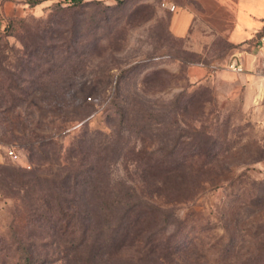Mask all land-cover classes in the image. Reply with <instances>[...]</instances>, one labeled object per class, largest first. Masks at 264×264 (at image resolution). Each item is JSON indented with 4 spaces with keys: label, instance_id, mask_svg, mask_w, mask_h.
<instances>
[{
    "label": "rangeland",
    "instance_id": "374dc122",
    "mask_svg": "<svg viewBox=\"0 0 264 264\" xmlns=\"http://www.w3.org/2000/svg\"><path fill=\"white\" fill-rule=\"evenodd\" d=\"M27 1L0 24V264H79L57 202L143 213L91 264H264V41L235 72L225 0Z\"/></svg>",
    "mask_w": 264,
    "mask_h": 264
},
{
    "label": "crops",
    "instance_id": "0c3cea01",
    "mask_svg": "<svg viewBox=\"0 0 264 264\" xmlns=\"http://www.w3.org/2000/svg\"><path fill=\"white\" fill-rule=\"evenodd\" d=\"M14 1L18 0L3 1L2 10L5 20L11 13L18 11V6H15ZM223 3L234 14V19L230 30L226 34V38L230 43L241 47L237 54L236 62L242 65L243 70L248 71L254 67L257 59L253 52L254 46L252 47V45L264 38V0H225ZM194 15L188 8H181L180 11L173 15L171 32L174 37L186 39L188 43H191L196 34V28L192 32ZM2 23H4V20ZM247 47H250V49L248 50ZM194 51L198 52L199 50L195 49ZM244 75L248 76V74Z\"/></svg>",
    "mask_w": 264,
    "mask_h": 264
},
{
    "label": "trees",
    "instance_id": "16d2710c",
    "mask_svg": "<svg viewBox=\"0 0 264 264\" xmlns=\"http://www.w3.org/2000/svg\"><path fill=\"white\" fill-rule=\"evenodd\" d=\"M44 1L47 0H28V4L30 6H36ZM73 2L74 5H79L83 0H68ZM119 3L123 2L124 0H115ZM94 169H92V172ZM98 172L96 171V174ZM76 202H74L75 204ZM81 203V202H80ZM71 204H61V206L56 204V211L62 214L63 216V222L65 223L64 230L62 231L64 234H60V236L65 237L66 233V239L65 242L67 244V248L71 252L72 260L74 263L79 264H91L94 257H96V254L98 250L103 247V245H106V241H104L103 245L100 244L99 241V235L103 232L104 229H111V233H114L117 235V233L120 231V229L125 230L123 233L125 236L129 233V230H133L134 228H138L139 225H141L140 216L141 214L140 210L137 209L135 206H128L123 209V211L118 215L117 217H114L113 214H115L116 211L111 212L108 211V215L111 216V219H114L113 227L111 228L110 224H107L104 226V228H101L98 225L97 220L95 219L94 215H91V209L89 208V204H79L76 203L77 206H74ZM83 207V208H82ZM83 210H82V209ZM138 211L139 213L134 216V219L131 220L132 213ZM110 225V226H109ZM108 226V227H107ZM107 227V228H106ZM79 228H84L83 230V236L82 238L76 242V238H74V235L77 231H79ZM143 228V226H142ZM140 230V229H137ZM139 241V240H138ZM153 240H147V243H152ZM112 244L113 247L116 248L118 245L119 240L117 239V236H114L112 238ZM165 256V255H164ZM24 264H33V258L26 257Z\"/></svg>",
    "mask_w": 264,
    "mask_h": 264
},
{
    "label": "built area",
    "instance_id": "2783aa9c",
    "mask_svg": "<svg viewBox=\"0 0 264 264\" xmlns=\"http://www.w3.org/2000/svg\"><path fill=\"white\" fill-rule=\"evenodd\" d=\"M161 7L169 10L174 11L175 6L172 5L168 0H161ZM4 20L3 10H2V1L0 0V24ZM261 41H264V38L261 39ZM230 68L235 72H242L243 68L242 65L239 62L234 61V63L230 66ZM263 96H264V89H263ZM7 155L14 161L19 162V157L13 150H7ZM24 167V166H23Z\"/></svg>",
    "mask_w": 264,
    "mask_h": 264
}]
</instances>
